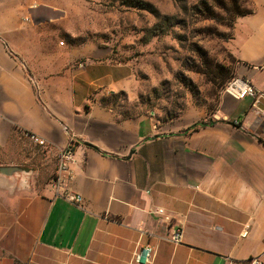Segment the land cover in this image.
<instances>
[{
  "label": "crops",
  "instance_id": "0c3cea01",
  "mask_svg": "<svg viewBox=\"0 0 264 264\" xmlns=\"http://www.w3.org/2000/svg\"><path fill=\"white\" fill-rule=\"evenodd\" d=\"M251 1L231 46L236 75L264 89V0ZM87 8L0 0V167L26 168L0 172V264H133L147 244L150 264L264 259V98L224 91L213 114L159 124L134 110L132 68L88 38ZM70 139L81 203L51 180Z\"/></svg>",
  "mask_w": 264,
  "mask_h": 264
},
{
  "label": "rangeland",
  "instance_id": "374dc122",
  "mask_svg": "<svg viewBox=\"0 0 264 264\" xmlns=\"http://www.w3.org/2000/svg\"><path fill=\"white\" fill-rule=\"evenodd\" d=\"M82 2L88 6L79 12L88 15V38L112 47L115 60L131 67L138 80L140 105L134 110L152 113L159 124L184 115L207 117L217 110L239 63L231 46L235 24L253 12L251 0ZM223 3L240 9L232 24L223 22ZM41 15L57 19L62 14L48 10ZM262 68L254 71L259 81H264Z\"/></svg>",
  "mask_w": 264,
  "mask_h": 264
},
{
  "label": "built area",
  "instance_id": "2783aa9c",
  "mask_svg": "<svg viewBox=\"0 0 264 264\" xmlns=\"http://www.w3.org/2000/svg\"><path fill=\"white\" fill-rule=\"evenodd\" d=\"M225 91L236 95L239 98H244L247 96H252L257 101L259 98H264V89H258L256 85L245 76H234L225 88ZM32 141L40 146H49V142L43 137L36 134L28 135ZM74 139H70L68 145L63 147L57 157V162L55 166L54 173L51 180L54 184L55 191L58 195L74 201L76 203H81L82 196L79 194H74L68 188L70 181L73 178V164L75 161V147ZM156 212L162 213L163 209H158ZM181 231L180 229H174L170 241L174 243L181 242ZM154 257V248L151 244L140 246L134 252L132 263L133 264H150L152 258ZM239 264H264V259L261 256H255L241 261Z\"/></svg>",
  "mask_w": 264,
  "mask_h": 264
},
{
  "label": "trees",
  "instance_id": "16d2710c",
  "mask_svg": "<svg viewBox=\"0 0 264 264\" xmlns=\"http://www.w3.org/2000/svg\"><path fill=\"white\" fill-rule=\"evenodd\" d=\"M222 6L227 13V17H222L224 23L232 24V22L235 20L236 14H241L240 9H236L233 7V5L223 3ZM236 68L237 67H235L234 72H236Z\"/></svg>",
  "mask_w": 264,
  "mask_h": 264
},
{
  "label": "water",
  "instance_id": "95a60500",
  "mask_svg": "<svg viewBox=\"0 0 264 264\" xmlns=\"http://www.w3.org/2000/svg\"><path fill=\"white\" fill-rule=\"evenodd\" d=\"M22 170H26V168L21 166H4L0 167V172L4 174H13L16 172H20Z\"/></svg>",
  "mask_w": 264,
  "mask_h": 264
}]
</instances>
